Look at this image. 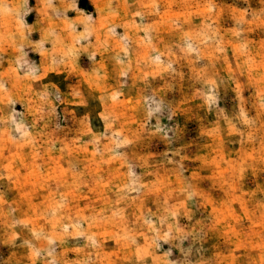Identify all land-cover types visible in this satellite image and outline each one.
I'll return each mask as SVG.
<instances>
[{
  "label": "rangeland",
  "instance_id": "obj_1",
  "mask_svg": "<svg viewBox=\"0 0 264 264\" xmlns=\"http://www.w3.org/2000/svg\"><path fill=\"white\" fill-rule=\"evenodd\" d=\"M0 264H264V0H0Z\"/></svg>",
  "mask_w": 264,
  "mask_h": 264
}]
</instances>
